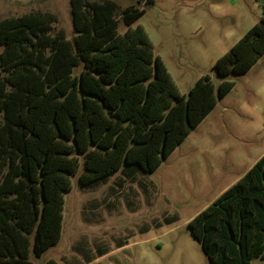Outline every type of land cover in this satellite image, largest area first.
Here are the masks:
<instances>
[{"label":"trees","instance_id":"16d2710c","mask_svg":"<svg viewBox=\"0 0 264 264\" xmlns=\"http://www.w3.org/2000/svg\"><path fill=\"white\" fill-rule=\"evenodd\" d=\"M71 13V39L50 13L0 21V264H35L59 244L73 176L89 187L155 172L235 87L207 75L182 95L135 27L146 9L71 0ZM263 55L264 10L214 67L245 74ZM189 228L212 264L264 260V156Z\"/></svg>","mask_w":264,"mask_h":264},{"label":"rangeland","instance_id":"374dc122","mask_svg":"<svg viewBox=\"0 0 264 264\" xmlns=\"http://www.w3.org/2000/svg\"><path fill=\"white\" fill-rule=\"evenodd\" d=\"M114 1L121 10L146 9L135 27L146 30L182 95L207 75L216 88L222 81L235 87L155 172L128 177L121 170L89 187L73 176L62 239L31 261L212 264L189 223L264 153V55L245 74L222 78L214 65L260 23L264 0H153L149 7L147 0ZM37 12L56 15L54 33L74 37L71 0H0V21Z\"/></svg>","mask_w":264,"mask_h":264},{"label":"crops","instance_id":"0c3cea01","mask_svg":"<svg viewBox=\"0 0 264 264\" xmlns=\"http://www.w3.org/2000/svg\"><path fill=\"white\" fill-rule=\"evenodd\" d=\"M263 156H264V153H263V154H262V155H261L256 161H258V160H259L260 158H262ZM255 164H256V163H255ZM255 164H254V165H255ZM254 165H253V166H254ZM253 166H250L249 169L247 170V172H248ZM247 172H246V173H247ZM246 173H245V174H246ZM245 174H244V175H245Z\"/></svg>","mask_w":264,"mask_h":264}]
</instances>
